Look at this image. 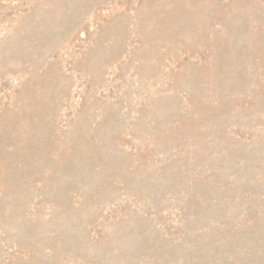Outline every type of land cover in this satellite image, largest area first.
<instances>
[{
    "label": "rangeland",
    "instance_id": "rangeland-1",
    "mask_svg": "<svg viewBox=\"0 0 264 264\" xmlns=\"http://www.w3.org/2000/svg\"><path fill=\"white\" fill-rule=\"evenodd\" d=\"M0 264H264V0H0Z\"/></svg>",
    "mask_w": 264,
    "mask_h": 264
}]
</instances>
